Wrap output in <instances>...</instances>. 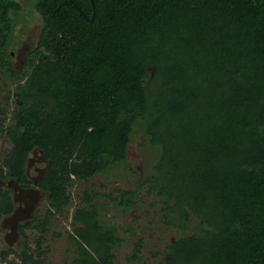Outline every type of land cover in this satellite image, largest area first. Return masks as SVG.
Listing matches in <instances>:
<instances>
[{
  "label": "trees",
  "instance_id": "16d2710c",
  "mask_svg": "<svg viewBox=\"0 0 264 264\" xmlns=\"http://www.w3.org/2000/svg\"><path fill=\"white\" fill-rule=\"evenodd\" d=\"M41 25L16 73L8 40L18 0H0V103L9 148L0 179L28 185V157L45 160V211L20 223L19 250L0 262L42 264L44 234L86 180L126 160L139 123L158 153L133 188H84L67 240L75 264H116L122 236L97 197L125 211L144 187L158 196L172 239L158 264H264V0H33ZM10 95V96H11ZM31 185V184H30ZM0 186V219L13 210ZM29 229V231L27 230ZM34 247L30 245V234ZM141 239L129 259L140 258ZM10 252L17 260L8 259Z\"/></svg>",
  "mask_w": 264,
  "mask_h": 264
},
{
  "label": "rangeland",
  "instance_id": "374dc122",
  "mask_svg": "<svg viewBox=\"0 0 264 264\" xmlns=\"http://www.w3.org/2000/svg\"><path fill=\"white\" fill-rule=\"evenodd\" d=\"M21 9L11 12L13 18L12 33L8 40V50L12 55L13 69L16 73L23 71L26 61V51L30 49L36 41V37L41 25L39 13L33 6V0H18ZM14 84L11 78L0 71V103L9 96V110L12 108V93ZM11 95V96H10ZM9 148L7 140L0 136V159ZM158 148L146 141L142 135L139 123L134 125L130 135V142L127 147L126 160L114 164L109 171L95 174L86 180H73L70 182L69 190L71 200L62 212L54 213L47 225L44 234L42 264H75L72 252L73 244L67 240V232L72 228L71 219L73 209L78 205L79 196L84 188L98 190L101 192L113 191L116 188H133L140 182L141 177L151 169ZM43 157L33 154L28 161V173L33 176L39 168L44 166ZM137 206L130 210L118 208L109 197L99 196L96 202L99 206L102 219L107 224L116 227L117 232L122 236V241L115 249L116 264H158L163 258L167 244L188 230H180L176 227L167 226L162 220L160 205L161 202L155 194H148L144 187H141L138 194ZM30 210L33 215L45 211L47 201L42 193L41 198ZM34 199V198H33ZM32 199V200H33ZM41 199V200H40ZM33 217V216H32ZM10 227L0 226V249L19 250L22 246V234L18 232L9 235L6 239L4 234ZM29 231V229H27ZM21 233V232H20ZM30 234V245L34 247L32 238L35 234ZM137 239H141L142 247L138 260L129 259L132 247ZM8 259L17 260L15 254L10 252ZM0 264H11L3 260Z\"/></svg>",
  "mask_w": 264,
  "mask_h": 264
},
{
  "label": "flooded vegetation",
  "instance_id": "af4514ba",
  "mask_svg": "<svg viewBox=\"0 0 264 264\" xmlns=\"http://www.w3.org/2000/svg\"><path fill=\"white\" fill-rule=\"evenodd\" d=\"M33 154H37V153L35 151H33ZM33 154H31V155H33ZM31 155L28 157V160L26 163V173L28 174V177L32 180V182L30 183L31 185L30 184H28V185H22L21 184L20 185L17 183L16 180L11 179V178L0 179V186H3L7 190H9V192L12 196L13 202H14L13 210L10 213L4 215L0 219V226H2V227L9 226L10 227V231L8 229L7 232L4 234L5 239L9 235L11 236V235L16 234V232H18L21 235L20 230L18 228L19 224L24 223L27 220H29L30 218H32V216H33L32 211L33 210L31 211L30 208L33 207V205L36 203L37 199L39 200V198H38L39 195H40V198H41L42 193L45 195V193L42 190L38 189V187L35 186L37 183L39 175H41L44 171L45 165L42 168H39L35 175H33V176L29 175L27 166H28V161L31 158ZM37 155H39V154H37ZM39 156H41V155H39ZM41 157H43V156H41Z\"/></svg>",
  "mask_w": 264,
  "mask_h": 264
}]
</instances>
